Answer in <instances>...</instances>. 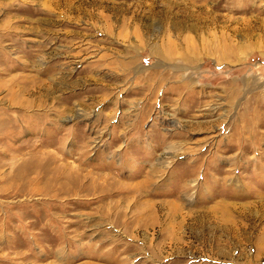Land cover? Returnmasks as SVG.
Returning a JSON list of instances; mask_svg holds the SVG:
<instances>
[{"label": "rangeland", "instance_id": "rangeland-1", "mask_svg": "<svg viewBox=\"0 0 264 264\" xmlns=\"http://www.w3.org/2000/svg\"><path fill=\"white\" fill-rule=\"evenodd\" d=\"M0 264H264V0H0Z\"/></svg>", "mask_w": 264, "mask_h": 264}]
</instances>
